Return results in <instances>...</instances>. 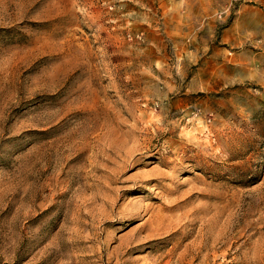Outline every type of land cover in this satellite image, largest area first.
<instances>
[{"label":"rangeland","instance_id":"obj_1","mask_svg":"<svg viewBox=\"0 0 264 264\" xmlns=\"http://www.w3.org/2000/svg\"><path fill=\"white\" fill-rule=\"evenodd\" d=\"M0 264H264V0H0Z\"/></svg>","mask_w":264,"mask_h":264}]
</instances>
